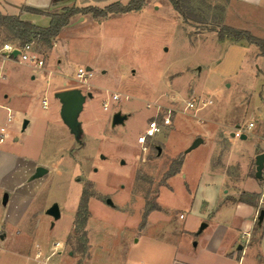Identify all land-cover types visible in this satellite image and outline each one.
<instances>
[{"label": "rangeland", "instance_id": "1", "mask_svg": "<svg viewBox=\"0 0 264 264\" xmlns=\"http://www.w3.org/2000/svg\"><path fill=\"white\" fill-rule=\"evenodd\" d=\"M115 1L118 0H90L88 3L96 5L82 2L80 8H103L105 3L109 5ZM226 1L198 0L195 6L200 14L218 20ZM119 2L127 3L126 0ZM144 6L146 9L142 12L112 13L98 25L91 23L94 21L90 16L92 13H86L90 14L86 15V22L70 30L67 49L59 46L54 50V55L64 51L62 65L67 69V77L58 76L57 80L63 82L66 78L70 85L81 87L85 94L94 93L92 98L87 97L78 116L80 140L57 114L55 94L47 93L44 98L46 81L28 84L22 95L20 90L15 93L10 105L12 120L7 119V109L0 107V122H6L10 134L13 124L23 117L19 111L15 112L18 105L26 111L24 119H32L33 126H36V136L27 143L33 150L43 151L41 159L49 169L42 177L44 188L38 203L31 206L26 225L0 226V264H87L92 257L90 232L94 239L111 243L115 253L122 238H130L145 227H141V222L147 202L161 206L162 212L152 215L154 222L169 221L177 227H190L200 233L203 223L214 221L215 218L201 220L195 211L197 206L191 210L194 194L191 196L188 186L192 190L199 182L206 159L211 154L207 143L190 148L196 139L192 138L205 137L207 142L209 134L199 122H202L201 116L212 109L224 112L228 119L237 117L241 120L240 126L255 123L251 131L260 126L264 130V103L260 102L259 118L247 120L249 114L245 116L246 106L251 111L263 89L261 64L251 60L244 62L241 69L236 60H229L227 43L218 38L217 32L185 25L169 0H146ZM214 20L210 25L217 24ZM240 20L243 18L230 15L223 21L243 25ZM81 30L83 34L79 35ZM250 31L264 38V31L253 24ZM63 36L68 35L64 33ZM11 38L10 31L0 27V40ZM36 46L49 59L53 45L48 47L36 42ZM87 62L94 65V76L80 80L76 75L78 66L86 67ZM237 69H241L238 74ZM0 84L4 85V81ZM114 94H118L119 99H114ZM190 98L197 101L213 99L214 102L200 109H189L187 101ZM106 102L109 103L108 110L104 108ZM169 109H172L173 124L165 127L156 138L148 139L146 148L143 147L138 136L145 133L151 118L157 114L159 118ZM119 110L130 116L125 123L113 126V115ZM47 120L51 125L49 138L42 147L40 139L47 134ZM236 125L231 126L232 131ZM226 134L222 133V148L212 155L213 165L220 162L229 145L228 132ZM13 144L20 145L22 141ZM180 159L183 163L179 172L168 177L167 172L172 166L178 168L177 160ZM255 161L250 173L263 187L264 179L256 176ZM237 170V166L229 168L228 187L234 186ZM202 190L203 195L206 191ZM84 191L92 194L88 204L89 216L85 228L78 226L76 229V214ZM108 199L115 206L108 203ZM42 201H47L45 206ZM52 203L59 204V219L46 213V207ZM224 210L215 213L216 219L236 222L234 214L223 213ZM101 226L107 232L101 234ZM225 231L223 228L215 230L212 225L205 228L201 235L209 234L212 241L204 247L194 246L201 235L175 236L176 257L191 259L196 264H262L252 255H247L240 263L238 258L233 262L220 257L221 249H217L215 240L223 234L225 245L230 247L235 233L232 228ZM249 235L240 232L233 248L236 254ZM160 241L142 238L132 244V253L146 258L148 264H171L173 248Z\"/></svg>", "mask_w": 264, "mask_h": 264}, {"label": "crops", "instance_id": "2", "mask_svg": "<svg viewBox=\"0 0 264 264\" xmlns=\"http://www.w3.org/2000/svg\"><path fill=\"white\" fill-rule=\"evenodd\" d=\"M126 1L128 2L130 0ZM82 2H86L87 4L85 5H96L94 3H88L90 0H0V11L4 14L18 15L24 20L45 27L49 25L50 17L46 14L31 12L27 9V7H33L48 12H59L65 6L75 5L76 7H82ZM106 5L108 4L105 3L104 6ZM222 5V7H224V19L230 15L232 17H239L240 19L243 18V20H240L243 25H230V23H224L225 21H223V24L233 27L236 26V28L247 29L249 31L251 30L253 24V26L264 31V0H227L226 4ZM155 7L156 9L159 8V6ZM145 9L146 6H144L141 10H138V12H142ZM130 12L121 14H127ZM86 15L90 14H77L73 16L71 18V22L65 26L61 30L60 34L54 39L52 44L53 46L49 51L48 66L46 70L39 69L31 62H19L9 59L3 62L4 76L3 78H0V82L4 81V85L1 86L0 84V107L7 109L8 116L9 113H11L13 118V111L10 105H12V98L15 99L16 97L15 93L20 90L19 94L22 95L24 93V89L28 87L27 85L35 83V81L47 82V85L43 90L44 98H46L47 93L50 92L55 94L58 91L71 88H79L82 90L81 87L70 85L66 78L63 82H59V80H57L58 76L67 77V69H64L65 67L62 65V53H64V51H58L57 55H54V50L59 46L63 48L69 46V36L71 35L70 30L76 28L80 25V23L86 22ZM90 16L94 19L91 23L96 22L97 25L99 23H103L102 21L109 17V15L105 18H95L92 15ZM82 31L83 30L80 31L79 35L83 34ZM64 33L65 35H68L66 38L63 36ZM221 41L227 43L226 52L229 54V60H236L238 63L236 65L240 66L241 69L244 62L253 60L254 63H257L258 61L259 64H261L259 65V71L261 75H263L264 80V53L260 51L257 45L249 43L246 40L234 41L230 38H226ZM66 49L67 48H65V50ZM85 65L94 72L93 64L87 62ZM83 66L84 65H79L78 68ZM241 69H237L238 71L236 74H238ZM103 72H105V70H103ZM53 78H55V81L51 82ZM228 86L230 85L228 84ZM26 96L28 97V95ZM55 99L56 112L61 115L62 102L56 96ZM260 102L264 103V83L263 89L253 103L251 111L250 107L246 106L245 116L249 114L247 120L257 119L260 117ZM42 106L43 108H46L45 104ZM18 111L23 117L20 122L17 121L13 124L11 134L8 133L6 122H0V132L1 127L6 128L5 138L3 141H0V226L3 224H8L12 227L26 225V221L29 217L27 215L31 210V206H33L36 202L38 203L41 195L40 193H42V189L45 184L42 179L45 173L37 175V169L40 166L47 168L46 166L48 165L41 159L43 151L33 150L30 144H28L29 142L27 143L31 137L36 136V126H33V122L31 121L32 119H27L28 123L24 128L23 123L26 120L24 118L27 116V113L25 110L23 111L21 109L20 105H18V109L15 110V112ZM126 114H128L129 118L130 114ZM201 118L202 122L199 123L204 128V132L209 134L207 142L204 137L202 143H207L211 147V154L206 159L203 174L200 177L199 182L192 190L189 189L188 186V190L191 196L194 194L191 210L197 206L195 211L201 216V220L215 218L214 221L212 223L207 222L206 227H201L202 231L200 233H195V231L190 229V227H177L174 223L169 221H152V215L155 212H162L160 210L152 211L148 217L145 227L137 230L136 234L133 233L130 238H122L119 249L115 253L111 243L106 244L102 241V239H94L92 232H90V251L92 257L87 260V264H148L146 258L137 257L132 253V244L140 242L142 238L153 241L161 240L160 242H164L173 248V255H171L173 260L171 264H196L191 259L181 260L176 257V249H178V246H176V251H174V237L183 235L186 236L190 233H195L200 236L205 228L210 227L211 225L215 230L223 228L227 231V229L232 228L235 232L230 241L231 243H229V245H231L230 247L225 245L226 240L225 238L223 239V237H225L223 234L220 235L221 237L218 236V239L215 240L217 249H221L219 254L220 257H224L226 260L233 262L236 258H238L237 260L240 263L247 255H252L264 264V217L260 219L261 211L264 210V186L261 187V182H259L250 173L253 160H256L258 154L264 152V134H262L264 133L263 127L260 126V128L255 131H251L255 128V123L248 122L247 124L253 123V126L246 134L247 137L243 138L240 136L239 139L236 140V137L238 136L234 135V131H232L231 126H235L236 123V127L239 126L238 124L241 120L237 117L228 119L226 118V114L224 112L222 113L221 111L212 109L205 112ZM50 126V122L47 120V134L43 136V140L40 139V141H42V147L44 146L45 141L48 140L47 138H49ZM227 132L230 138L229 145L224 150L220 162L217 163V165H213L212 155L215 151L222 148V133L227 135ZM250 132H252V134ZM195 138L197 137L193 136L192 140ZM19 141H22V144H13V142L18 143ZM232 166L238 167L237 179L234 181V186L228 187V182L230 181L228 170ZM47 172H49L48 168ZM262 179H264V169L262 172ZM202 189L206 191L203 195L200 191ZM242 192L259 194V197L255 199L256 205L239 201L238 199ZM199 193H201V196L198 198ZM6 196L7 201L5 202L4 199ZM47 201H42V204L45 206ZM53 204L54 203L49 206L47 205V214L48 209ZM113 205L115 206V203ZM224 208L225 210L223 213H233L236 222L233 221V223H230V221L226 219H216L215 213L220 212V210H223ZM184 217L185 216L181 218ZM55 223L56 222H54L53 225H55ZM101 229V234L107 232L104 226L103 228L101 226ZM240 232L250 234V237L246 239L244 245H240L238 249L240 251L236 254L233 248L238 243L237 240ZM200 237L201 239L197 240L194 243V246L198 247L201 245L204 247L212 241V236L209 234L201 235Z\"/></svg>", "mask_w": 264, "mask_h": 264}, {"label": "trees", "instance_id": "3", "mask_svg": "<svg viewBox=\"0 0 264 264\" xmlns=\"http://www.w3.org/2000/svg\"><path fill=\"white\" fill-rule=\"evenodd\" d=\"M174 9L181 15L183 23L185 25H194L198 30L215 31L218 34L220 40L230 38L234 41L246 40L249 43L255 44L259 47L260 51L264 53V38L255 36L247 29L236 28L230 25L223 24V12L224 7H221V16L218 20L209 19L205 15L199 13L196 9L195 1L198 0H169ZM146 3V0H130L127 3L119 1L113 2L105 7L88 6L84 8L75 6H65L59 12H48L33 7H27L31 12L38 14H46L50 17V23L48 26H40L30 21L22 19L18 15L4 14L0 11V27L6 28L12 34L11 39H18L21 43L30 41H36L45 46H52L54 39L60 34L61 30L71 22V18L77 14L92 13L95 18H105L112 13H125L130 11L141 10ZM217 22L215 26L210 25L211 22ZM175 161V160H174ZM178 168L173 166L167 172V176L179 172L182 166V159L177 160ZM92 194L84 191L80 201V205L77 210L75 219V228L83 229L86 226V222L89 216V198ZM259 194L242 192L239 197V201L247 202L249 204L256 205V198ZM161 206L156 203L147 202L146 208L143 214L141 227H144L147 221V217L151 211L160 210ZM79 229V230H80Z\"/></svg>", "mask_w": 264, "mask_h": 264}, {"label": "built area", "instance_id": "4", "mask_svg": "<svg viewBox=\"0 0 264 264\" xmlns=\"http://www.w3.org/2000/svg\"><path fill=\"white\" fill-rule=\"evenodd\" d=\"M18 50L15 55L13 52ZM16 60L19 62H31L35 64L39 69L46 70L48 66V55L39 51L36 46V41H30L21 43L18 39L0 40V78H3V62L5 60ZM94 72L87 67H79L77 71V77L80 80H87L93 77ZM114 99H119L118 94L113 95ZM200 101V100H199ZM197 101L196 98H190L187 101V108L200 109V107L213 104V99ZM200 104V105H199ZM105 109H109V103L104 104ZM10 111V110H9ZM8 119H12L11 113H9ZM173 124L172 109H169L163 116L158 118V114L149 120L148 126L144 134L138 136V142L146 148L148 139L156 138L157 134L162 132L165 127ZM253 126V123L246 124L244 126H237L234 130V135L240 137L243 134H247ZM5 127H1L0 141L5 138ZM182 215L181 217H183Z\"/></svg>", "mask_w": 264, "mask_h": 264}, {"label": "water", "instance_id": "5", "mask_svg": "<svg viewBox=\"0 0 264 264\" xmlns=\"http://www.w3.org/2000/svg\"><path fill=\"white\" fill-rule=\"evenodd\" d=\"M18 50H15L13 54H17ZM55 96L60 99L62 102L61 107V117L64 122L73 130L75 137L80 140V122L78 119L79 114L83 110L84 104L86 102L87 97H92L93 93L88 92L85 94L79 88H71L66 90H61L55 93ZM128 118V114L123 113L122 111H117L113 115L112 125L116 126L119 124L125 123V120ZM28 120L26 119L23 123V127L27 126ZM243 138H246L247 135L243 134ZM203 142V138L198 137L195 139L190 148H195L199 146ZM264 169V152L260 153L256 157V176L258 178H262V172ZM47 172V168L40 166L37 169V175H42ZM4 201H7V196ZM108 203L113 205V201L111 199L107 200ZM48 214L58 219L61 216V211L58 203H54L49 209ZM264 217V210L261 211L260 219ZM206 223L202 224V228L206 227Z\"/></svg>", "mask_w": 264, "mask_h": 264}]
</instances>
